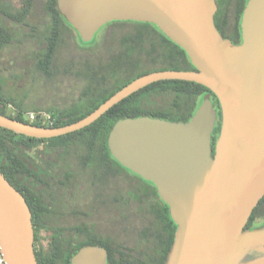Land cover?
Wrapping results in <instances>:
<instances>
[{"label": "trees", "instance_id": "1", "mask_svg": "<svg viewBox=\"0 0 264 264\" xmlns=\"http://www.w3.org/2000/svg\"><path fill=\"white\" fill-rule=\"evenodd\" d=\"M215 2V27L237 44L247 0ZM99 30L97 38L82 41L57 0H0V52L10 45L35 47L40 51L31 63L35 75L48 81L74 78L80 84L71 102L44 109L54 117L52 124H46L27 119L26 95L9 94L0 78V113L35 125L63 126L85 117L143 74L194 69L185 50L153 23L114 20ZM66 36L74 40L77 36L90 48L77 53L69 48L59 64ZM204 98L219 108L211 138L214 149L221 127L219 101L208 87L181 79L152 82L89 125L62 135L37 138L0 127V172L31 210L38 264H70L86 245L103 246L109 264H164L177 228L169 206L152 182L111 155L107 138L114 123L127 117L187 121ZM9 106L15 111L8 113ZM76 190L85 191L87 200L76 198ZM263 218L264 195L246 228Z\"/></svg>", "mask_w": 264, "mask_h": 264}, {"label": "water", "instance_id": "2", "mask_svg": "<svg viewBox=\"0 0 264 264\" xmlns=\"http://www.w3.org/2000/svg\"><path fill=\"white\" fill-rule=\"evenodd\" d=\"M57 3L84 42L114 20L153 23L185 50L194 69L143 74L70 124L47 127L0 113V127L31 137H53L89 125L158 80H189L208 87L221 109L214 149L217 114L204 98L187 121L151 116L116 121L107 138L109 151L122 166L152 182L169 206L177 228L164 264H264V224L245 228L264 195V0H247L238 44L215 27V0ZM31 216L24 196L0 172V247L6 264H38ZM248 255L256 257L247 259ZM70 264H109L107 250L83 246Z\"/></svg>", "mask_w": 264, "mask_h": 264}, {"label": "rangeland", "instance_id": "3", "mask_svg": "<svg viewBox=\"0 0 264 264\" xmlns=\"http://www.w3.org/2000/svg\"><path fill=\"white\" fill-rule=\"evenodd\" d=\"M102 30L94 35L98 37ZM76 53L88 51L89 43H83L76 36L75 40L66 36L64 47L61 48L57 62L61 64L66 56L68 49ZM40 55L39 49L35 47H23L18 45L7 46L0 52V78L9 94L18 98L26 95L24 109L27 113L30 111L44 110L46 107H56L71 102L80 89V84L74 78H64L61 80L57 77L55 80H45L40 75H35L32 70V60ZM216 110V109H215ZM15 109L9 106L8 113L14 112ZM219 135V133H218ZM218 137V136H217ZM80 190L74 192V196L79 198ZM87 199H83L86 201ZM63 202H67L63 200ZM264 218L258 220L254 225L264 224Z\"/></svg>", "mask_w": 264, "mask_h": 264}, {"label": "built area", "instance_id": "4", "mask_svg": "<svg viewBox=\"0 0 264 264\" xmlns=\"http://www.w3.org/2000/svg\"><path fill=\"white\" fill-rule=\"evenodd\" d=\"M27 119H29L30 121L40 119L43 123L46 124H52L54 122V117L51 115L50 112L45 110L30 111L27 113ZM0 264H6L1 251V247H0Z\"/></svg>", "mask_w": 264, "mask_h": 264}, {"label": "flooded vegetation", "instance_id": "5", "mask_svg": "<svg viewBox=\"0 0 264 264\" xmlns=\"http://www.w3.org/2000/svg\"><path fill=\"white\" fill-rule=\"evenodd\" d=\"M242 41V38H241V40H240V42ZM240 42H238V43H240ZM237 43V44H238ZM215 109H216V111H218L219 110V108L215 105ZM218 136V135H217ZM217 139V138H216ZM216 141V140H215ZM85 190V189H84ZM82 197H88V194H86V192L85 191H81V194H80ZM262 225V224H261ZM258 226H260V225H258ZM253 227H256V225H253V226H250L249 228H253ZM245 228H246V225H245ZM254 257H256L255 255H248L247 256V259H252V258H254Z\"/></svg>", "mask_w": 264, "mask_h": 264}]
</instances>
